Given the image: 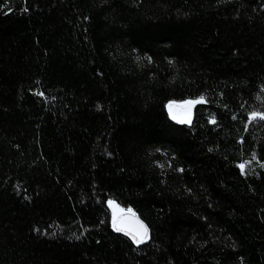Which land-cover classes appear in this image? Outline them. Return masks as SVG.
<instances>
[{
    "label": "trees",
    "instance_id": "16d2710c",
    "mask_svg": "<svg viewBox=\"0 0 264 264\" xmlns=\"http://www.w3.org/2000/svg\"><path fill=\"white\" fill-rule=\"evenodd\" d=\"M251 113L264 0H0V264H264Z\"/></svg>",
    "mask_w": 264,
    "mask_h": 264
},
{
    "label": "snow or ice",
    "instance_id": "6c2138e0",
    "mask_svg": "<svg viewBox=\"0 0 264 264\" xmlns=\"http://www.w3.org/2000/svg\"><path fill=\"white\" fill-rule=\"evenodd\" d=\"M203 102V98H201L200 100H197V101H186L185 104L188 105V106H191L195 103H201ZM169 107V110L170 112H172V109L174 107H177L176 105L170 103L168 105ZM257 116L256 113H253L252 114V118H255ZM172 118L173 119H176V115L173 113L172 114ZM264 118V117H262ZM181 123H190V120L189 119H181L180 120ZM214 122V121H213ZM242 169L244 168V165H241L240 166ZM109 203H113L112 201H109ZM131 211V210H129ZM137 227L136 229H134L133 231H130L128 234L132 236V239L137 243H142L145 239H147L148 237V228L146 225H144L142 222L140 221H137ZM113 227L115 228L116 231H124V226H123V221L121 220H118L115 215L113 216Z\"/></svg>",
    "mask_w": 264,
    "mask_h": 264
},
{
    "label": "rangeland",
    "instance_id": "374dc122",
    "mask_svg": "<svg viewBox=\"0 0 264 264\" xmlns=\"http://www.w3.org/2000/svg\"><path fill=\"white\" fill-rule=\"evenodd\" d=\"M186 101H197V100H186ZM186 101H182V102H169L167 103L166 105V108L168 109V105L170 103L172 104H175L178 106V110H177V113H178V121L180 122L181 119H190V115H191V108L192 106L194 105H191V106H188L185 104ZM252 114H250V117L252 118ZM257 116L256 117H264L263 114H259V113H256ZM109 201H112L113 203H109ZM105 205L109 211V218H110V222L113 221V216L115 215V217L117 218L119 215L121 214H124V213H133V211L129 208H124V207H121L120 205H118L114 200L112 199H107L105 201ZM131 210V211H129Z\"/></svg>",
    "mask_w": 264,
    "mask_h": 264
},
{
    "label": "water",
    "instance_id": "95a60500",
    "mask_svg": "<svg viewBox=\"0 0 264 264\" xmlns=\"http://www.w3.org/2000/svg\"><path fill=\"white\" fill-rule=\"evenodd\" d=\"M175 105V104H174ZM177 106V105H176ZM177 110H178V106L177 107H174L172 109V112H170L169 110V107L167 109V113H168V117L171 121L173 122H178V113H177ZM175 114L176 115V119H173L172 118V114ZM118 220H121L123 221V226H124V231H119V232H122L124 234H126L127 236H129L131 239H132V236L129 235L128 233L130 231H133L134 229H136V227L138 226L137 225V221H140L142 222L135 213H124V214H121L117 217ZM143 223V222H142ZM111 224V227L115 230V228L113 227V221L110 222ZM133 240V239H132ZM134 241V240H133ZM135 242V241H134ZM136 243V242H135ZM137 244V243H136Z\"/></svg>",
    "mask_w": 264,
    "mask_h": 264
}]
</instances>
